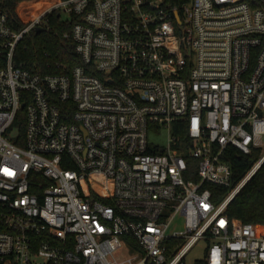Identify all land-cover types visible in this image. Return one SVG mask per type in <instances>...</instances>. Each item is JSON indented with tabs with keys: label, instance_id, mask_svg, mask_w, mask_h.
Returning <instances> with one entry per match:
<instances>
[{
	"label": "built area",
	"instance_id": "1",
	"mask_svg": "<svg viewBox=\"0 0 264 264\" xmlns=\"http://www.w3.org/2000/svg\"><path fill=\"white\" fill-rule=\"evenodd\" d=\"M2 3L0 264H186L200 239L206 264H264L207 186L234 151L261 155L237 191L264 164V0H58L19 30ZM56 12L81 63L17 65Z\"/></svg>",
	"mask_w": 264,
	"mask_h": 264
},
{
	"label": "trees",
	"instance_id": "2",
	"mask_svg": "<svg viewBox=\"0 0 264 264\" xmlns=\"http://www.w3.org/2000/svg\"><path fill=\"white\" fill-rule=\"evenodd\" d=\"M56 1L58 0H3L1 6L8 12L12 27L19 30L35 15ZM58 13L50 15L48 26L41 32H32L20 42L15 55L17 65L43 73H58L62 65L70 69L81 63V59L75 52L73 40L65 36L66 31L71 30L76 17L71 16V19L63 20ZM183 136L185 138L186 134L184 133ZM156 151L159 150L156 149ZM260 156L259 151L251 155L234 151L230 158L233 164L231 186L207 185L212 190L214 201L218 203L223 201L245 178ZM228 205L227 215L230 219L252 222L260 229L264 228V164ZM199 264L206 263L201 260Z\"/></svg>",
	"mask_w": 264,
	"mask_h": 264
},
{
	"label": "rangeland",
	"instance_id": "3",
	"mask_svg": "<svg viewBox=\"0 0 264 264\" xmlns=\"http://www.w3.org/2000/svg\"><path fill=\"white\" fill-rule=\"evenodd\" d=\"M71 15L69 13H63L61 18L65 19L70 17ZM169 130L166 127L161 128H155L151 129L149 131V142L152 147L155 146H167L168 144V138H169ZM264 138V137H263ZM264 143V139H263ZM239 187L233 188L229 195H232L235 193V195L238 193ZM179 222H182V218H180ZM261 232L264 231V228L260 230ZM209 243L207 239H200L197 243H195L194 247L190 250L188 255L186 256V264H199L201 260H205V257L207 256V249H208Z\"/></svg>",
	"mask_w": 264,
	"mask_h": 264
},
{
	"label": "water",
	"instance_id": "4",
	"mask_svg": "<svg viewBox=\"0 0 264 264\" xmlns=\"http://www.w3.org/2000/svg\"><path fill=\"white\" fill-rule=\"evenodd\" d=\"M42 30H43L42 27H37L36 32H41Z\"/></svg>",
	"mask_w": 264,
	"mask_h": 264
}]
</instances>
